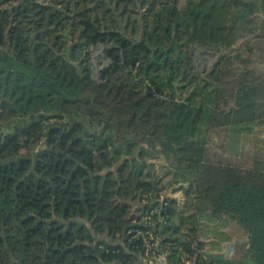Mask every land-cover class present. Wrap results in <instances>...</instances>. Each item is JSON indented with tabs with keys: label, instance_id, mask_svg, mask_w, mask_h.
Instances as JSON below:
<instances>
[{
	"label": "trees",
	"instance_id": "1",
	"mask_svg": "<svg viewBox=\"0 0 264 264\" xmlns=\"http://www.w3.org/2000/svg\"><path fill=\"white\" fill-rule=\"evenodd\" d=\"M262 15L264 0H0V264H264V155L210 152L214 129L239 148L264 125V72L233 49L264 39ZM168 178L238 225L240 259L182 232Z\"/></svg>",
	"mask_w": 264,
	"mask_h": 264
},
{
	"label": "rangeland",
	"instance_id": "2",
	"mask_svg": "<svg viewBox=\"0 0 264 264\" xmlns=\"http://www.w3.org/2000/svg\"><path fill=\"white\" fill-rule=\"evenodd\" d=\"M169 1L178 4L180 8L186 3V0ZM258 20L264 22V16H259ZM256 34H252L249 38L243 39L233 49L237 48L238 50H242L241 55H243V58H249L251 60L249 67L256 69L258 73H263L264 39H256L253 37ZM248 46L251 48L250 55L246 51ZM124 81L126 84H130V79L127 75L124 77ZM228 108L224 106L222 109L227 110ZM210 137L214 140L210 146L211 156L217 159L226 158L236 165L249 167L255 156L264 155V125H259L254 134L249 135L244 141H241L239 148L237 146L233 148V145L227 147V134L223 129H214ZM237 149L238 152L236 151ZM155 162L160 168L159 174L161 176L168 173L169 168L164 158H157ZM170 180L171 178L166 179L161 186L170 188L168 189L170 194L179 200L181 206L179 208L180 215L182 214L181 216L185 219L182 232L185 233L197 227L199 239L205 244L210 258L222 256L225 260L229 261L240 259L243 256V251H245L242 250V247L246 243V236L238 225L233 222L226 223L224 220L214 217L210 220L208 219L209 214L200 215L198 212L199 203L190 200L183 192L173 193Z\"/></svg>",
	"mask_w": 264,
	"mask_h": 264
},
{
	"label": "built area",
	"instance_id": "3",
	"mask_svg": "<svg viewBox=\"0 0 264 264\" xmlns=\"http://www.w3.org/2000/svg\"><path fill=\"white\" fill-rule=\"evenodd\" d=\"M160 198H161V204H163L162 202L165 200V198L163 196H160ZM196 256H197V254H194L193 257H190V260L187 264H195ZM163 259H164V257L160 258V260H163ZM151 264H153V263H151Z\"/></svg>",
	"mask_w": 264,
	"mask_h": 264
},
{
	"label": "crops",
	"instance_id": "4",
	"mask_svg": "<svg viewBox=\"0 0 264 264\" xmlns=\"http://www.w3.org/2000/svg\"><path fill=\"white\" fill-rule=\"evenodd\" d=\"M247 241V236H246V240H245V242Z\"/></svg>",
	"mask_w": 264,
	"mask_h": 264
}]
</instances>
